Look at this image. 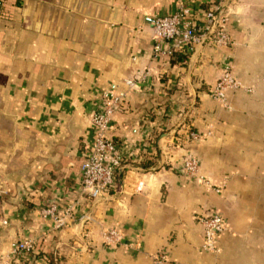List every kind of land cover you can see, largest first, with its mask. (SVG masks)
<instances>
[{"label": "crops", "instance_id": "crops-1", "mask_svg": "<svg viewBox=\"0 0 264 264\" xmlns=\"http://www.w3.org/2000/svg\"><path fill=\"white\" fill-rule=\"evenodd\" d=\"M182 1L0 0V253L29 236L31 264H155L158 253L162 264H264V0H228L227 47L155 56L152 20ZM225 59L254 89L230 94L229 108L209 96ZM130 77L107 134L123 160L90 197L80 163L91 116ZM187 153L224 180L220 193L179 169ZM50 201L75 203L69 225L40 215ZM212 211L227 226L204 250L199 217ZM102 227L129 244H106Z\"/></svg>", "mask_w": 264, "mask_h": 264}, {"label": "built area", "instance_id": "built-area-1", "mask_svg": "<svg viewBox=\"0 0 264 264\" xmlns=\"http://www.w3.org/2000/svg\"><path fill=\"white\" fill-rule=\"evenodd\" d=\"M228 0H183L179 9L167 15L155 16L152 20L153 54L170 57L175 52L191 53L197 44L206 42L211 47H227L231 44L228 31ZM233 63L225 59L222 70L209 96L224 108H229L228 97L235 91L252 92L253 86H246L242 80L233 74ZM125 89L112 88L101 92L98 106L91 116L93 140L80 163L81 190L90 197H97L108 190L115 181L117 168L121 165L123 154L116 143L108 138L112 118L116 110L127 98L128 91L137 85L134 77L123 80ZM210 132H207V135ZM190 137L196 139L198 133L190 132ZM179 169L187 176L221 192L224 180L213 181L200 172L198 157L187 153ZM75 203L70 202L60 206L56 201H50L39 209L43 218H49L54 228L59 229L70 224L74 218ZM79 218L90 220L88 213H81ZM203 238L201 247L204 250H215L217 237L225 230L226 221L218 211L200 215ZM6 222V220H3ZM100 233L103 241L112 246L128 245L123 241L122 232L115 227H102ZM35 239L29 236L15 237L10 240L8 248L0 253V264H24L25 260L33 261L31 254ZM155 264L165 261L163 253L151 255Z\"/></svg>", "mask_w": 264, "mask_h": 264}, {"label": "trees", "instance_id": "trees-1", "mask_svg": "<svg viewBox=\"0 0 264 264\" xmlns=\"http://www.w3.org/2000/svg\"><path fill=\"white\" fill-rule=\"evenodd\" d=\"M180 54H184V53L175 52L172 56H170V58H173L174 56H177V55H180ZM32 255H33L34 258H36L35 254L32 253ZM49 256H50L49 254L46 255V260H48V262H50L52 260V258L49 257ZM24 262H25L24 264H31L32 261L31 260L30 261L29 260H25Z\"/></svg>", "mask_w": 264, "mask_h": 264}]
</instances>
